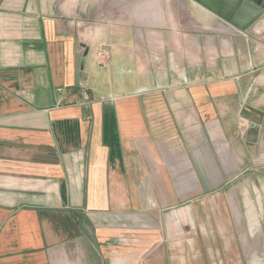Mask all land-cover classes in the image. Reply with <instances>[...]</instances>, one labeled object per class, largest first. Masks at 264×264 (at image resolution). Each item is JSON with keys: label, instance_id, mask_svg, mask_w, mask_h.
<instances>
[{"label": "crops", "instance_id": "0c3cea01", "mask_svg": "<svg viewBox=\"0 0 264 264\" xmlns=\"http://www.w3.org/2000/svg\"><path fill=\"white\" fill-rule=\"evenodd\" d=\"M263 160L264 15L0 0V264H208L257 214L210 199Z\"/></svg>", "mask_w": 264, "mask_h": 264}, {"label": "rangeland", "instance_id": "374dc122", "mask_svg": "<svg viewBox=\"0 0 264 264\" xmlns=\"http://www.w3.org/2000/svg\"><path fill=\"white\" fill-rule=\"evenodd\" d=\"M247 166H249L248 163L242 165V171H245L244 168ZM228 190L226 191L228 196L225 200L214 201L210 199L209 206L256 209L255 221L250 222L251 226H255L256 234L251 232L252 238L249 240L250 242L243 241L241 239L245 233L244 231H238L236 227L237 231L233 232V234L237 241H235V247L233 246L232 249L224 246V241L221 237L219 239L211 238L208 264H264V160L257 161L255 167H248L245 172L241 173L239 178L231 183ZM248 218V216L234 217L233 224H237L238 219L243 221V219ZM248 244L250 245L249 248L246 246ZM230 257H234L233 263Z\"/></svg>", "mask_w": 264, "mask_h": 264}, {"label": "water", "instance_id": "95a60500", "mask_svg": "<svg viewBox=\"0 0 264 264\" xmlns=\"http://www.w3.org/2000/svg\"><path fill=\"white\" fill-rule=\"evenodd\" d=\"M222 17L230 20L242 29H248L251 24L264 15V0H198ZM259 131L254 123H250L246 139L250 143L258 141Z\"/></svg>", "mask_w": 264, "mask_h": 264}, {"label": "built area", "instance_id": "2783aa9c", "mask_svg": "<svg viewBox=\"0 0 264 264\" xmlns=\"http://www.w3.org/2000/svg\"><path fill=\"white\" fill-rule=\"evenodd\" d=\"M107 45L105 46H103L102 48H101V50L100 51H98V53H97V55L101 58V59H105V58H107L108 56H107V54H106V52H107ZM248 124V122L247 121H244V120H242V121H240L239 122V126L240 127H244L245 125H247Z\"/></svg>", "mask_w": 264, "mask_h": 264}]
</instances>
